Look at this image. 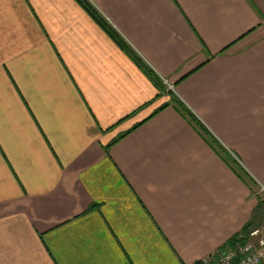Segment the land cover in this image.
I'll use <instances>...</instances> for the list:
<instances>
[{
	"label": "crops",
	"instance_id": "0c3cea01",
	"mask_svg": "<svg viewBox=\"0 0 264 264\" xmlns=\"http://www.w3.org/2000/svg\"><path fill=\"white\" fill-rule=\"evenodd\" d=\"M88 1L163 89L76 0H0V264H193L264 231V0Z\"/></svg>",
	"mask_w": 264,
	"mask_h": 264
},
{
	"label": "trees",
	"instance_id": "16d2710c",
	"mask_svg": "<svg viewBox=\"0 0 264 264\" xmlns=\"http://www.w3.org/2000/svg\"><path fill=\"white\" fill-rule=\"evenodd\" d=\"M83 9L93 18V20L113 39V41L123 49L142 69V71L153 81L155 85L159 88L163 89L162 81L155 75L153 70L137 55L136 52L124 41V39L118 34V32L102 17V15L97 11V9L88 1V0H76ZM182 114L186 115L187 117L191 118V120L195 123V125L200 129V131L212 142L213 141L211 135L206 130V128L195 118V116L176 98H172L171 102ZM170 103L162 104L159 109H163L166 106L170 105ZM156 111V112H157ZM256 227L252 222L247 223L243 228L242 231L235 237H233L229 243L226 245L227 247H232L237 243H244L248 238V233L251 228ZM193 264H202L199 260Z\"/></svg>",
	"mask_w": 264,
	"mask_h": 264
},
{
	"label": "built area",
	"instance_id": "2783aa9c",
	"mask_svg": "<svg viewBox=\"0 0 264 264\" xmlns=\"http://www.w3.org/2000/svg\"><path fill=\"white\" fill-rule=\"evenodd\" d=\"M202 264H264V232L253 227L244 243L226 247L220 253L203 257Z\"/></svg>",
	"mask_w": 264,
	"mask_h": 264
}]
</instances>
